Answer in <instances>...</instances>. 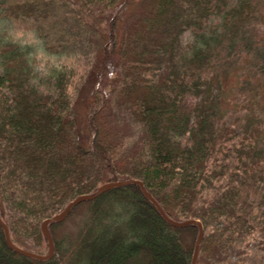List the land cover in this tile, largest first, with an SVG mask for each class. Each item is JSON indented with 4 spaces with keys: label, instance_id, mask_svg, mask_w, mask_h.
I'll return each instance as SVG.
<instances>
[{
    "label": "trees",
    "instance_id": "trees-1",
    "mask_svg": "<svg viewBox=\"0 0 264 264\" xmlns=\"http://www.w3.org/2000/svg\"><path fill=\"white\" fill-rule=\"evenodd\" d=\"M9 2L0 0V215L15 244L47 254L46 218L128 178L174 220H201L196 264L264 241V55L237 75L251 97L236 88L232 112L210 106L241 58L237 43H262L245 36L260 27L264 0H74L93 25L108 17L99 76L115 75L109 94L97 88L89 98L73 97L81 80L67 59L43 61L45 46L10 30ZM116 93L119 118L107 112ZM126 119L138 127L132 144ZM85 203L74 237L47 224L54 252L44 260L13 250L0 224V264H191L198 225L167 222L138 184L69 213Z\"/></svg>",
    "mask_w": 264,
    "mask_h": 264
},
{
    "label": "rangeland",
    "instance_id": "rangeland-1",
    "mask_svg": "<svg viewBox=\"0 0 264 264\" xmlns=\"http://www.w3.org/2000/svg\"><path fill=\"white\" fill-rule=\"evenodd\" d=\"M7 5L9 15L7 24L10 30L24 42L32 44L33 47L45 46L52 53L45 54L39 47V56L43 61L56 60L58 56H61L76 67L81 81L73 93L74 98H89L97 88H101L109 94L111 82H108L115 73L111 71L103 78L99 76L101 73V47L104 44V33L108 27L107 16L104 17L102 24L95 26L91 17L84 15L74 0H11ZM10 24L12 28L9 26ZM257 26L260 27H257L255 32L251 30L245 37L251 38L255 34L262 43L259 48L251 40L244 42L246 47L237 43L236 47L241 48V58H236V61L232 62L234 65L229 75L226 74L228 78L224 88L217 92V101L213 104L210 103V106L212 105L218 112H232V108L236 107L235 103L242 101L241 98H237V95L234 96V90L240 89V85H237V75L241 73L240 68H242V64H247L246 62L249 61L247 59H255V56L264 55V48L262 49L264 46V37H262L264 34V9L260 14ZM248 41L251 42L250 46ZM111 68L116 71V64L112 63ZM82 75L83 77H81ZM245 87L243 86L239 91L244 90L246 94L243 97H251V93L246 91ZM261 99L259 98L260 104L264 106V98ZM107 112H112L117 118H119L120 112H126L125 106L119 101V93L114 94L111 107ZM122 128L123 132L130 137L129 144L138 140V127L131 119H126ZM207 198H210V195ZM88 206L86 203L81 204L71 214L69 213L56 228L57 235L74 237L79 229L80 219L84 216ZM258 242L259 245L250 243L245 247L232 249L229 253L223 254L219 261L215 263L208 261L206 264H230L231 261L237 260H244L247 264H264V244H262L264 241L259 240ZM27 243L33 245L30 239L27 240Z\"/></svg>",
    "mask_w": 264,
    "mask_h": 264
},
{
    "label": "water",
    "instance_id": "water-1",
    "mask_svg": "<svg viewBox=\"0 0 264 264\" xmlns=\"http://www.w3.org/2000/svg\"><path fill=\"white\" fill-rule=\"evenodd\" d=\"M129 183L138 184L140 186L142 192L145 194V196H147L155 204V206L157 207L160 214L170 224L177 226V227H184L188 224L198 225V234H197V237L195 240L194 252H193L192 261H191V264H196L198 254H199L200 245H201V240H202L203 233H204V226H203V223L201 222V220H199V219H187V220H182V221L174 220L169 215H167V213L164 211V209L159 204V202L155 199V197L151 194V192L146 189L144 182L142 180L136 179V178H128V179L121 180V181L105 182V183L99 185L97 190L94 193L81 194V195L76 196L70 202H68L66 204V206L64 207L63 210H61L60 212L54 214L53 216H51L49 218H46L41 224V229H42L44 236L47 238L49 248H50V250L47 254L37 253V252L25 249V248L20 247L17 244H15L11 238L8 225L4 222V220L2 219V217L0 215V224H1L3 231H4L5 240H6L7 244L13 250H15V251H17L23 255H26V256H29L32 258H36V259H40V260L48 259L53 255V252H54L53 237H52L51 233L49 232V230L47 229V224L49 222H55V223L61 222L67 217L69 211L71 210V208L73 206H75V205H77V204H79L85 200L94 199L97 196H99L100 194H102L108 190H111L112 188L124 186V185H127Z\"/></svg>",
    "mask_w": 264,
    "mask_h": 264
}]
</instances>
